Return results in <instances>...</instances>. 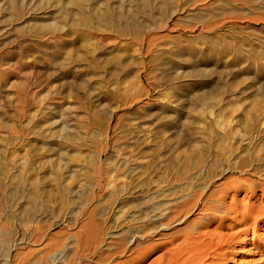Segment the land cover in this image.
Segmentation results:
<instances>
[{
	"label": "rangeland",
	"instance_id": "rangeland-1",
	"mask_svg": "<svg viewBox=\"0 0 264 264\" xmlns=\"http://www.w3.org/2000/svg\"><path fill=\"white\" fill-rule=\"evenodd\" d=\"M8 1L0 0V248L13 249L11 262L15 258L30 264L39 253L50 255L72 246V234L84 222L85 211L100 228L120 231L121 237L135 205L144 202L141 209H149L156 200L169 203L172 193L153 201L151 196L176 181L185 182L199 168L207 177L226 166L232 168L214 180L211 189L232 182L225 203L234 211L226 218L217 215L206 229L208 234L217 238L255 226L253 219L241 224L240 212L264 203V174L253 170L264 147L260 0H171L176 11L159 25L155 9L148 16L154 23L137 34L111 26L31 34L29 28L40 24L36 19L53 21L60 7L27 2L29 8L21 5L23 16L15 18ZM119 1L110 3L117 9ZM122 1L126 7L133 3ZM143 38L147 64L141 72L135 44ZM103 44L116 49L104 53ZM107 61L120 65L101 67ZM66 63L79 71L75 86L45 80L49 70ZM162 76L173 77V84L165 83ZM117 79L129 94L140 91L143 84L150 89L149 105L163 107L158 110L160 127L137 148L126 139L131 131L128 116L158 113L152 108L133 110L136 106L121 110L120 120L111 124L107 150L98 160L106 141L104 122L93 119L96 110L101 111V98L94 96ZM176 99L186 103L184 112L171 105ZM62 118L73 131L58 137ZM258 134L260 142L233 154L241 135ZM59 150L66 156L60 167L55 159ZM64 166L73 170L69 176L61 173ZM135 171L145 174L140 183L131 177ZM111 179L113 186L105 187ZM187 182L181 183L178 193L202 192L200 184ZM136 185L150 189L136 195L132 193ZM10 206L14 211L8 210ZM200 215L198 210L189 211L182 226L191 227ZM256 226L232 240L226 248V264H264V254L252 255L258 241L264 242V220ZM163 249L141 264H158Z\"/></svg>",
	"mask_w": 264,
	"mask_h": 264
},
{
	"label": "bare ground",
	"instance_id": "bare-ground-1",
	"mask_svg": "<svg viewBox=\"0 0 264 264\" xmlns=\"http://www.w3.org/2000/svg\"><path fill=\"white\" fill-rule=\"evenodd\" d=\"M43 1H46L45 5L47 6L60 7L58 15L50 22H45L47 19H36V22L39 21L40 24H35L32 28H29L32 30L28 33L35 34L41 30L54 33L65 28L67 31L78 32V30L86 28L100 29L111 26L120 31L132 29L134 34H137L140 29L147 28V24L153 22L148 19V16L152 15L155 9L159 10L160 17L156 21L159 25L165 21L169 14L176 11L171 0H128L133 3L127 7L120 0L117 9L111 5L110 0H10L8 1L10 16L20 18L23 16L21 5L25 7L27 2L34 4ZM259 3L264 5V0H260ZM31 20L35 19L32 18ZM141 21L146 22V25H143ZM135 46L140 55L141 67L139 70L142 72L146 70L147 64L144 38L136 42ZM101 49L104 53H113L116 45L103 44ZM106 64L120 65L118 61H107L106 63L101 62V67H105ZM177 72H180V68L177 69ZM78 76L79 71L70 63H66L60 65L57 69L49 70L45 75V80L63 81L62 83L71 87L75 86L74 81ZM138 77L141 78L140 72ZM162 80L169 85L173 84V77L162 76ZM125 89L127 88L117 79L106 85L105 88H101V92H96L94 96L95 100L101 98L98 103V105L101 104V111L96 110L93 119L95 122L100 120L102 123L104 122V138L106 141V147L98 151V160H100V156L102 157L103 152L107 150L111 124L115 120L116 123L120 120L121 114L119 112L121 110H129L136 106L133 110L144 108L145 111H151L153 109L159 114L151 116L148 112H132L128 116L131 131L126 139L127 142H131L137 148L145 145L144 141L148 142L149 133L156 128L158 130L160 127L161 113L158 110L163 107L155 104L153 106L149 105L150 89L144 84L141 90L135 94H129ZM86 104L87 108L91 107L87 102ZM185 104L184 101L178 99L171 103L180 112L185 111ZM59 125L58 137H61L63 133H72L73 128L66 118H62ZM257 140H259L258 142L262 140L259 134L256 136L241 135L238 138L239 149L233 150V154L235 156L239 155L240 149L253 145ZM205 143L209 142L205 141ZM260 152L263 156L255 159L256 167H253V170L264 174V168L260 167L264 162V147L261 148ZM61 153L60 150L55 152V159L59 167L66 160V156ZM64 168L63 172L61 171L64 176H69L73 172L72 169L65 166ZM230 169L232 168L226 166L208 177L209 174L204 169H196L189 173L190 177L185 182L176 181V185H171L172 187L169 185L170 187L165 188L163 193L151 196L153 201L156 198L165 197L167 193H172L173 196L170 198L169 203L156 200L153 201L149 209H141L139 204L144 202L135 205V210L127 215L130 225L121 237L118 234L120 231H110L104 229L102 225L100 228V224L85 211L86 218L84 222L72 234V246L55 250L50 255L46 252L39 253V256L30 264H141L149 254L163 248L165 249L159 255L158 264H226L224 259H227L229 254L226 248L230 246L232 240L237 236L246 234L250 228L255 230L256 224L264 220V203H262L254 208H245L240 212L241 224H247L249 220L253 219L255 226L239 228L217 238L208 234L206 229L216 219L217 215L226 218L234 211L230 205L225 203L226 194L233 187L232 182L223 183L211 189V183L223 177ZM100 176L104 177L102 172ZM109 177L112 178L113 175ZM131 177L140 183L145 174L135 171L131 173ZM188 180L200 184L202 192L198 195L178 193V191H181V183H188ZM112 182L114 180H107L105 184L107 186L105 187H112ZM149 189V187L136 185L132 193L139 195ZM128 191H125V193ZM18 203L19 199L16 200V205ZM8 210L14 211V208L10 206ZM193 210H198L201 215L191 227L182 226L186 214ZM230 227L233 226L228 228ZM176 239L178 242L175 244ZM167 245H171V247L166 248ZM12 250L10 247L8 249L0 248V264H24L22 259L14 258L13 262L10 261L13 256L11 254ZM256 254H264L263 241H258L256 251L252 255Z\"/></svg>",
	"mask_w": 264,
	"mask_h": 264
}]
</instances>
